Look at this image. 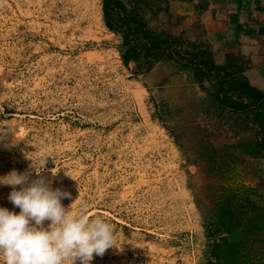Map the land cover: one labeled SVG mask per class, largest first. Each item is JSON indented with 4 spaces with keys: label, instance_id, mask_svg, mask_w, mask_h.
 Here are the masks:
<instances>
[{
    "label": "rangeland",
    "instance_id": "1",
    "mask_svg": "<svg viewBox=\"0 0 264 264\" xmlns=\"http://www.w3.org/2000/svg\"><path fill=\"white\" fill-rule=\"evenodd\" d=\"M124 54L102 0H0V177L29 170L31 182L46 158L41 175L71 193L62 204L114 226L115 247L90 264H207L203 186L225 165L204 167L171 136L183 103L170 109L171 87L154 85L177 67L135 76ZM11 191L0 184V207L19 213ZM258 250L245 264H264Z\"/></svg>",
    "mask_w": 264,
    "mask_h": 264
},
{
    "label": "crops",
    "instance_id": "2",
    "mask_svg": "<svg viewBox=\"0 0 264 264\" xmlns=\"http://www.w3.org/2000/svg\"><path fill=\"white\" fill-rule=\"evenodd\" d=\"M140 1L144 3L146 0ZM121 2L126 14L130 15L136 0ZM150 4L157 11L152 17L144 15L147 30L177 40L172 47L176 53L188 59L206 55L220 66L227 64V55L240 58L239 61L249 63L243 74L250 86L264 93V0H151ZM113 17L112 25L116 28L118 25L115 21L120 19L116 11ZM166 61L177 67V71H174V75L170 72V78H162L166 79L165 83H156V88L171 87L167 88L170 95L177 99L188 98L197 108L209 102L213 83L199 79L194 71L183 68L175 60L163 58L156 65L169 63ZM127 66L134 75V63L130 62ZM175 76L180 86L187 88L186 95L181 94L180 90L183 93V89L173 88ZM207 113L210 120L217 116L210 111ZM235 116L240 124H244L250 115ZM232 118L225 111L217 120L221 126L224 122L231 124ZM247 149V145L236 141L234 144L220 143L219 159L211 164L205 158L203 160L204 167L216 163L225 165L224 171L217 169L218 172L212 175L208 172L207 184L205 182L203 186V219L209 255L213 256L214 245L218 243L224 248L225 254L229 253L230 246L238 239L245 240L251 257H254L253 254L257 256L259 248L264 251V158L247 156ZM235 195L238 197L235 198ZM237 202L243 203L246 208L252 206L253 209H245L239 229L229 235L232 228L229 216L238 214Z\"/></svg>",
    "mask_w": 264,
    "mask_h": 264
},
{
    "label": "trees",
    "instance_id": "3",
    "mask_svg": "<svg viewBox=\"0 0 264 264\" xmlns=\"http://www.w3.org/2000/svg\"><path fill=\"white\" fill-rule=\"evenodd\" d=\"M150 3L151 0H146L144 3L136 0L130 15H127L121 0H102V15L105 26L110 31L121 35L125 46L123 59L126 64L134 63V75L148 73L156 63L165 58L175 60L185 69H191L199 79L213 83V92L209 102L204 105L201 104L198 108L192 100L188 98L177 99L168 91L165 98L167 107L169 105L170 109H173L179 102L183 103L176 110L178 112L177 133L171 132L176 145L180 150L190 151L194 154L201 164L204 158L208 164L219 159L218 145L220 143L234 144L235 141L248 146L245 152L247 156L264 158V93L251 87L248 79L244 76L243 73L249 67V63L244 60L239 61L240 58L233 55H227V64L220 66L215 65L211 58L206 55H196L194 58L188 59L176 53L172 47L175 46L177 40L164 38L147 30L144 15L147 14L148 17H152L157 11V8L153 10L154 8L151 7ZM115 11L120 18H118L119 22L115 21L118 25L116 28L112 25ZM208 111L213 115L217 114L214 120L208 118ZM225 111L228 116L233 117L232 122L231 124L224 122L225 124L220 126L217 119ZM169 114H171L170 111ZM248 114L250 116L244 124H240L235 116ZM183 127H188L192 131H184ZM185 143L189 144L186 145ZM234 197L237 198L238 195ZM243 203L237 202L236 211L238 214L229 216L232 222L230 223L232 228L229 235L234 234L239 229L245 209L252 207L248 205L249 207L246 208ZM238 237L240 238V236ZM238 241L241 242L233 243L230 246L232 250L227 254L219 243L215 244L213 259L207 264H220L225 261L223 254H230L228 258L231 260V264H245L244 261L247 260L246 262H248V259L251 261L249 254L243 258L238 245L241 246L244 243L242 239H238Z\"/></svg>",
    "mask_w": 264,
    "mask_h": 264
},
{
    "label": "clouds",
    "instance_id": "4",
    "mask_svg": "<svg viewBox=\"0 0 264 264\" xmlns=\"http://www.w3.org/2000/svg\"><path fill=\"white\" fill-rule=\"evenodd\" d=\"M46 158L35 170H16L0 177L11 186L8 200L19 213L0 207V262L2 264H90L116 245L114 226L100 215H91L86 202L73 212L62 204L71 193L53 189L52 181L41 173ZM67 175V174H66ZM19 186V188L17 187ZM49 222L45 226V222Z\"/></svg>",
    "mask_w": 264,
    "mask_h": 264
}]
</instances>
